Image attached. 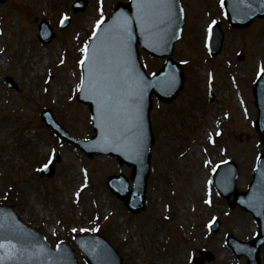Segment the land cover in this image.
I'll return each instance as SVG.
<instances>
[{"label":"rangeland","instance_id":"rangeland-1","mask_svg":"<svg viewBox=\"0 0 264 264\" xmlns=\"http://www.w3.org/2000/svg\"><path fill=\"white\" fill-rule=\"evenodd\" d=\"M67 1L0 2V202L12 205L22 220L45 234L51 244L71 241L78 232L103 234L123 256L124 264H194L189 258L197 255L198 249L214 254L213 260L204 264H242L243 258H229V253L223 257L222 243L228 232L249 238L252 220L236 207L230 210L218 194L213 195L211 206L204 205L203 178L214 161L226 158L241 167L238 188L245 187L252 173L258 138L237 107L227 74L234 63L238 88L252 118L249 90L239 86V78L244 79L246 64L252 67L250 73L255 71L259 54L264 66V21L242 31L232 30L222 21L225 38L221 54L209 59L202 45V25L218 14L216 0H182L185 25L174 57L187 60V76L177 102L159 103L152 111L154 143L147 204L143 212L131 214L105 184L109 174L128 175L130 169L109 156L86 158L76 147L57 139L39 119L40 110L48 107L70 134L85 138L92 134L86 106L73 100L79 84L75 59L98 16L96 7L101 5L108 15L118 0H99L100 4L88 0V7L78 14L70 11ZM210 6L213 10L207 17L204 8ZM62 13L71 21L59 30L56 23ZM43 18L56 32L47 45L36 35L37 23ZM140 57L150 72L160 66V61L144 53ZM33 61L36 69L31 66ZM208 71L214 74L217 93L211 104L206 99ZM5 76L15 81V88L7 86ZM225 113L228 116L223 117ZM211 134L212 144L207 141ZM55 157L54 174L40 176L39 167ZM82 168L88 182L79 187ZM211 214L220 220L212 235L204 228ZM262 250L264 256V247ZM262 260L264 264V257Z\"/></svg>","mask_w":264,"mask_h":264},{"label":"water","instance_id":"water-1","mask_svg":"<svg viewBox=\"0 0 264 264\" xmlns=\"http://www.w3.org/2000/svg\"><path fill=\"white\" fill-rule=\"evenodd\" d=\"M172 2V22L166 24L163 27L162 38L150 37L144 32L142 25L138 22V8L137 0H132L128 4H118L113 17L107 21L99 30L97 35L92 39L88 46L87 57H90L93 50L106 52V55L112 59L113 63L116 62V52L114 42L112 40L105 39V35L109 30L116 28L119 23L127 18L129 21V31L131 32V41L128 44V52L130 53L129 64L133 74L142 79L143 87H145L142 105V133H143V145L139 155H136L129 151L125 147L124 143L113 142L108 135L105 127L104 117L102 115L101 108L97 102L95 96L88 91H81L78 98L87 102L90 105L92 112L93 124L95 127V135L86 142H79L78 144L89 155L97 152H105L115 154L121 162H127L133 165L132 179L135 181L134 191H141L145 176L147 173L148 164V150L152 143V136L148 123V109L150 106L149 96L151 91H155L156 95L164 98L171 99L176 93L179 86L176 88L180 78V71L178 74L177 69L173 68L170 63H167L165 67L154 77L147 78L140 65L136 60L135 45L140 40L141 44L146 46L151 53L159 56L168 55L171 50L173 41L177 38L179 29L181 27V11L178 6V0H171ZM251 18V17H249ZM90 62L85 59L83 64V78L85 81L88 79ZM120 77V92H124L126 88L123 86L125 79L123 71H119ZM179 76V78H178ZM175 78V84L171 89H165L159 86L148 87L149 84H155L157 81L164 79ZM264 118L263 116L256 121L257 130L264 135ZM55 127V126H54ZM56 128V127H55ZM264 180V152L259 159L258 169L256 171L254 180L250 185V193L254 192L258 183H262ZM249 193V192H248ZM246 207L247 203H241ZM264 210V207H263ZM264 218V211L261 220ZM0 242L11 243L19 250L22 255H18L16 259L4 260L2 264H75L72 256L71 249L64 244H60L56 249L52 250L45 245L42 238L35 232L31 231L25 225H23L11 212L9 208H3L0 206ZM76 242L84 254L86 260L90 264H121L120 258L116 252L100 237L96 236H82L76 238ZM261 241L253 245L252 256L253 261L257 264L258 256L257 250ZM2 254V250H0Z\"/></svg>","mask_w":264,"mask_h":264},{"label":"snow or ice","instance_id":"snow-or-ice-1","mask_svg":"<svg viewBox=\"0 0 264 264\" xmlns=\"http://www.w3.org/2000/svg\"><path fill=\"white\" fill-rule=\"evenodd\" d=\"M137 8L139 10L138 22L142 25L146 35L162 38V26L172 22L171 0H137ZM65 19L67 17L61 20V24ZM102 23V19L97 21L96 27L99 28ZM92 35L94 37L97 35L95 30ZM105 39L114 42L116 62L113 63L106 52L94 49L90 57H85L90 62L89 75L87 81L83 77L81 78L78 90H86L96 97L109 138L115 143H124L130 152L139 155L143 145L141 113L145 87L142 86V79H138L133 74L129 64L128 44L132 37L128 19H123L116 28L109 30ZM81 51L86 52L87 48L81 49ZM85 59L79 63L83 65ZM121 70L125 77L123 86L126 90L124 92L119 90L121 84L118 73ZM260 72H264V66L260 68ZM174 84L175 78L173 77L147 86L171 89ZM46 167L47 165H45ZM0 250H2L0 264L4 260H13L18 255H22L11 243L6 245L0 242Z\"/></svg>","mask_w":264,"mask_h":264}]
</instances>
